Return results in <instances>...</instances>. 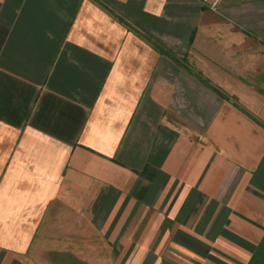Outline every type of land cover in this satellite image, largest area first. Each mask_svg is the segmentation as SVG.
I'll list each match as a JSON object with an SVG mask.
<instances>
[{
  "label": "crops",
  "instance_id": "1",
  "mask_svg": "<svg viewBox=\"0 0 264 264\" xmlns=\"http://www.w3.org/2000/svg\"><path fill=\"white\" fill-rule=\"evenodd\" d=\"M262 241L264 0H0V264Z\"/></svg>",
  "mask_w": 264,
  "mask_h": 264
},
{
  "label": "trees",
  "instance_id": "2",
  "mask_svg": "<svg viewBox=\"0 0 264 264\" xmlns=\"http://www.w3.org/2000/svg\"><path fill=\"white\" fill-rule=\"evenodd\" d=\"M251 264H264V241L258 247Z\"/></svg>",
  "mask_w": 264,
  "mask_h": 264
},
{
  "label": "built area",
  "instance_id": "3",
  "mask_svg": "<svg viewBox=\"0 0 264 264\" xmlns=\"http://www.w3.org/2000/svg\"><path fill=\"white\" fill-rule=\"evenodd\" d=\"M205 2H209V8L211 11H216L217 5L220 0H203Z\"/></svg>",
  "mask_w": 264,
  "mask_h": 264
}]
</instances>
